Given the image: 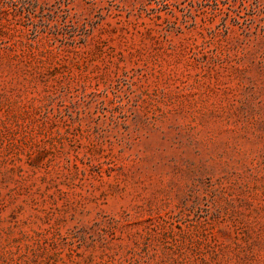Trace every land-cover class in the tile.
I'll list each match as a JSON object with an SVG mask.
<instances>
[{
    "label": "rangeland",
    "instance_id": "374dc122",
    "mask_svg": "<svg viewBox=\"0 0 264 264\" xmlns=\"http://www.w3.org/2000/svg\"><path fill=\"white\" fill-rule=\"evenodd\" d=\"M0 264H264V0H0Z\"/></svg>",
    "mask_w": 264,
    "mask_h": 264
}]
</instances>
